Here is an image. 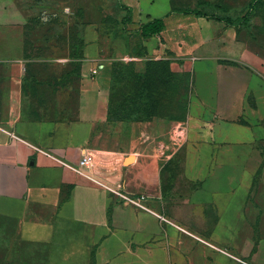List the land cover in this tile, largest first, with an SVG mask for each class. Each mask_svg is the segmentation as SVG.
Listing matches in <instances>:
<instances>
[{
    "label": "crops",
    "instance_id": "1",
    "mask_svg": "<svg viewBox=\"0 0 264 264\" xmlns=\"http://www.w3.org/2000/svg\"><path fill=\"white\" fill-rule=\"evenodd\" d=\"M4 4L0 263L264 264L260 78L201 54L190 66L183 119L109 120L105 88L89 86L85 71L75 88L33 85L27 96L23 28ZM175 19L155 38L201 52L194 26ZM37 150L71 164L88 151L93 178L144 194L153 214L120 204Z\"/></svg>",
    "mask_w": 264,
    "mask_h": 264
},
{
    "label": "rangeland",
    "instance_id": "2",
    "mask_svg": "<svg viewBox=\"0 0 264 264\" xmlns=\"http://www.w3.org/2000/svg\"><path fill=\"white\" fill-rule=\"evenodd\" d=\"M1 2L8 17L23 28L27 96L33 85L64 82L75 88L85 71L89 86L105 88L103 97L115 118L159 115L181 120L187 110L190 66L201 54L252 71L264 89V0ZM168 17L187 18L182 22L194 26L192 44L204 40L201 52L185 53L167 37H140L141 24ZM94 60L99 67L93 77L89 68Z\"/></svg>",
    "mask_w": 264,
    "mask_h": 264
},
{
    "label": "built area",
    "instance_id": "3",
    "mask_svg": "<svg viewBox=\"0 0 264 264\" xmlns=\"http://www.w3.org/2000/svg\"><path fill=\"white\" fill-rule=\"evenodd\" d=\"M92 62L95 63V65L89 70V75L94 77L97 75V70H98L99 64L95 60ZM7 136L12 140L21 142L17 137H15L12 134L7 133ZM37 152L42 154L44 157L52 160L57 166H59L63 169H67V170L77 174L78 176L89 180L94 185L103 189L104 191L109 193L111 196L116 198L120 204L128 205V206H131V207L136 208L138 210H142V211L153 214V212H151L145 204L147 198L144 194H136V195L135 194H128V193L120 190L117 187L108 185L106 183H103V182L93 178L90 174V169L92 167V160H91V156H90L88 151H83L80 154L77 162L74 164L68 163V162L58 158L56 155H54L50 152H43V151H39V150H37ZM157 218H159L160 220H163L162 217H160V216H157Z\"/></svg>",
    "mask_w": 264,
    "mask_h": 264
},
{
    "label": "trees",
    "instance_id": "4",
    "mask_svg": "<svg viewBox=\"0 0 264 264\" xmlns=\"http://www.w3.org/2000/svg\"><path fill=\"white\" fill-rule=\"evenodd\" d=\"M184 13H187V12H184ZM196 15H200L198 13H195ZM164 28V24H163V20L160 19V18H154V19H151L143 24H141L139 26V35L142 39H148L154 35H158L159 33H161V31L163 30ZM107 116H108V119L112 120V119H115V117L108 111L107 109ZM131 117H135V118H116V119H122V120H145V119H149V118H152V117H161L159 115H143V116H140V117H136V116H131Z\"/></svg>",
    "mask_w": 264,
    "mask_h": 264
}]
</instances>
